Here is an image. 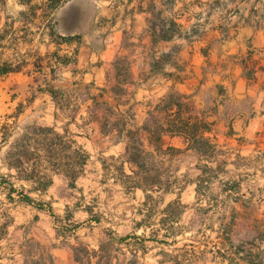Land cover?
<instances>
[{"label":"crops","instance_id":"crops-1","mask_svg":"<svg viewBox=\"0 0 264 264\" xmlns=\"http://www.w3.org/2000/svg\"><path fill=\"white\" fill-rule=\"evenodd\" d=\"M55 1L59 3L57 8H53ZM1 34L6 36L0 38V69L8 67L10 72L0 75V99L8 100L3 92L13 83L16 87L10 90V100L17 103L23 125L60 126L57 117L61 108L51 91L84 84L99 87V91L106 89L115 62L124 59L129 62L137 98L152 97L161 102L177 93L193 100L198 109L207 107L209 98L216 100L220 112L231 107L228 126L224 122L216 125L231 130L235 142H239L236 157L264 162V154L258 157L260 153L254 150L262 146L255 135L264 132V0H1ZM248 65L255 67L252 77L248 76ZM32 82L38 90L32 88ZM69 125L83 140V150L91 152L86 151L90 156L75 187L62 173L54 174L52 184L41 189L37 182L19 178L18 170L8 165L3 168L16 181L9 183L10 191H15L9 194V200L21 221L13 222L9 233L0 239V264H27L24 242L32 234L31 230L26 233V225L33 217L38 219L35 230L38 237H43L53 264H80L74 256L75 247L92 246L90 232L96 222L90 217V208L78 207L69 215V224H76L80 215L83 223L64 235L58 233L54 223L71 206L61 190L76 188L77 182L86 177L85 167L97 161L96 143L81 136L82 128ZM168 134L164 137L170 141L184 139L183 146L189 144L182 134ZM115 145H122L119 160L123 163L126 143ZM199 156L200 164H205L197 165L195 179L178 192L156 193L170 197L168 209L187 197L196 207L219 215V223L209 234L207 220L202 222V217L207 218L204 212L193 231L176 235L171 233V225L181 224V220L168 222L167 233L151 242L158 250L167 244L163 255L168 253L173 261H160V256L155 257L156 249H152V264H264V169H246L234 178L218 165L219 158L206 161ZM101 160L104 164L108 158ZM214 161L217 165L213 169L209 164ZM127 165L133 173L127 162L124 173ZM103 170L107 175L105 166ZM187 175L186 171L182 177ZM220 175L236 188L218 191L210 198L200 185L212 184L213 179L220 180ZM114 184L120 185L123 196L135 191L143 198L149 193L142 188L127 190L116 178ZM21 193L43 208L25 202ZM228 209L230 215H222Z\"/></svg>","mask_w":264,"mask_h":264},{"label":"rangeland","instance_id":"rangeland-1","mask_svg":"<svg viewBox=\"0 0 264 264\" xmlns=\"http://www.w3.org/2000/svg\"><path fill=\"white\" fill-rule=\"evenodd\" d=\"M35 5L39 8L38 3ZM3 36L6 35L1 34L0 38ZM130 45L131 43L127 42V46ZM10 68L13 69L14 67ZM246 69L248 76L252 77L255 67L248 65ZM33 83L36 82L31 83L32 88L38 90V86ZM12 85L13 83L9 89L7 86V92H3L8 100L2 99L1 101L0 99V182L7 183L1 185L2 188H0V239L5 238L9 233V226L13 222L21 221L18 211H15V206L11 205L9 200V194L11 193L9 183H16V181L12 179L11 174L3 169L10 161L7 159V154L10 151L20 150L11 149V144L24 133H28L32 138L31 147L28 151L31 154V167L29 169L32 168L39 177L43 173H47L52 177L53 168L49 161L60 159L66 155V153L50 154L47 152L44 141L46 135L41 129L49 127L37 123L21 124L17 103L10 100V97H12L10 90H15L16 87ZM105 86H107L106 89L109 94H106L108 96L103 99L108 101L112 108L93 106V102L90 100L91 96L96 95L99 97L101 93L99 87L94 85L84 84L76 88L73 87L69 89L71 90L70 93L60 99L59 107L62 111H59L57 117L60 126L55 127V131L64 134V128L68 126L67 129L70 135L65 141L70 139L76 141L75 148H77L83 145V140L78 138L79 135L74 132L73 126L69 124L82 128L83 135L81 136L83 138L89 137L97 145L94 147L97 161L90 166L88 165L89 167H85L84 176L86 177L77 182L76 188L69 187L61 190V195L71 201V206L65 211L63 218L54 220L55 228L61 235L74 230L75 227L82 225L83 218L80 215L76 224H69V215L76 213L81 207L90 208L92 212L90 217L99 219L100 222H96L94 229L90 232L92 246L86 248V246L78 245L75 247L79 251L75 252L74 250V256L80 264H152V249H156L157 255L155 257L160 256V261H173L168 253L163 255L165 253L164 247L167 244L163 245L162 250H158L159 247L151 242L158 236L160 238V235L167 233L168 222L181 220V224L171 225L172 234L188 233L198 226L199 215L207 212V216H205L207 218L202 217V222L203 219L207 220L208 233L212 234L215 225L219 223L217 221L219 215L214 211H204L205 207L203 206L196 207L195 203L187 197L183 200L180 199L179 202L168 209L166 205L170 201V197H163L162 194L154 191L143 194V198L141 192L136 195L135 191L123 196L119 190L120 185L114 184L115 178L119 181L122 179L118 168L122 163V159L119 160V157L123 153V148L122 145H115V142L120 138L118 131L123 127V124H127V128L121 139L129 142L128 131L138 129L140 139L147 151H154L150 146V142L156 144L157 140L161 139L164 147L161 151H155L156 157L154 159L150 158L151 160L146 157L142 162L145 167L142 169L134 167V170L144 172L147 169L154 168V174L155 171L160 174L166 172L167 169L175 170L177 183H173L172 189H175L176 192L181 186L189 184L191 180L197 177L199 173L197 165L205 164H200L199 155L203 156L206 161L219 158L218 165L222 166L228 176L234 178L240 173H245L246 169H251L250 171L264 169V162L259 158L245 159L244 157L235 156L239 142H235L237 139H234L231 130L219 129L216 125L217 122H224L225 126H228L232 117V108L227 107L223 112L218 111L215 99L209 98L207 107L198 109L195 107L193 100L186 99V97H182L177 93H171L161 102L159 99L152 97L137 98L135 96L136 83L131 78L129 62L124 59L115 62V69ZM115 94L121 100V105L118 104V99L114 98ZM109 95H112V97ZM13 96L16 97V93ZM211 101H213V104H211ZM73 119H75V122ZM193 126L196 128L195 132L191 130ZM167 130L181 131L185 141L187 140L189 144L184 147V139L183 141H170L163 135ZM48 137L53 139L54 135ZM215 139L220 143H216ZM255 139L262 146H260V150H254L260 153L258 157H262L264 154V132L255 135ZM108 147H110L109 150H104ZM169 147H174L175 150L167 151ZM102 149L104 153H101ZM85 151L89 150L86 149ZM101 157L108 158L107 162L103 164ZM214 162L209 164L213 169L217 165ZM188 164H191V166L187 170ZM103 166L106 167L107 175L104 174ZM26 167L27 165L22 171H19L18 176L30 173V170L25 171ZM186 171L187 177H182V174ZM125 173L127 175L132 174L128 165ZM209 173L212 174L213 171ZM220 176H222L220 180L213 179L212 184L208 182L200 185L203 193L209 192L210 198L218 191L229 190V188L234 190L233 188H236L234 183H228L229 179L223 180L225 176ZM17 187L19 188V186ZM25 189L29 193V188ZM147 195L152 196L153 200H147ZM203 195L204 197L208 196ZM142 199L143 201H141ZM230 213L231 211L228 209L222 215L229 216ZM37 222L38 219L33 217L31 223L26 225V233L29 234L28 231L31 230L32 235L24 242L25 260L27 264H53L47 246L43 244V237H38L35 230ZM33 232L36 233V236L33 235ZM178 247L177 249L183 250L182 247ZM87 250L90 253L93 252V254L87 253ZM173 250L176 249L173 248ZM170 255L173 256L174 254Z\"/></svg>","mask_w":264,"mask_h":264},{"label":"trees","instance_id":"trees-1","mask_svg":"<svg viewBox=\"0 0 264 264\" xmlns=\"http://www.w3.org/2000/svg\"><path fill=\"white\" fill-rule=\"evenodd\" d=\"M59 6V3L55 1L53 3V8H57ZM10 72V69L8 67H2L0 69V75L1 74H6ZM71 90H52L51 94L53 96V99L57 104L60 106V99L64 98V96L67 93H70ZM100 95L99 97L96 95H92L90 100L93 102V106L98 107V106H105L108 108H112L111 104L108 101H105L103 98L105 97L106 94H109V91L106 89H101L100 90ZM112 97V96H111ZM100 98V99H99ZM115 99H118V104H120L121 100L117 97V94L114 96ZM121 105V104H120ZM74 121V119H73ZM187 127V126H186ZM126 128L127 124H123V127L119 129V140L116 142H125L124 139H121L124 134L126 133ZM190 129V128H188ZM44 134L46 135L44 141H45V148L47 152L50 154L52 153H66L65 156L61 157L60 159H53L54 161H49L51 162L52 170H53V175L54 174H65L69 179H71L72 183L71 186L75 187L74 182L77 180V178L80 175L81 168L86 164L89 154L83 150L82 146H79L75 148L76 146V141L74 140H69L65 141L66 138H68L69 131L65 129L64 134H59L55 131L54 128H43L41 129ZM193 132L196 131V128L193 126L191 128ZM168 133L171 134H181V131L178 130H167L163 135H166ZM54 135L53 139H49L48 136ZM127 136L130 138L129 142H125V152L122 155V158L124 159L121 167L119 168L120 171V176H121V184L125 185L127 190L135 189V188H142L145 192L148 191H154V192H168L172 190V185L173 183H177L176 179V171L175 170H170L167 169L166 172L163 173H157L155 171L154 174V168L147 169L146 171L138 172L136 170H133V173L131 175H127L124 173V163L127 162L132 165L134 168H143L145 167L142 162H144L145 158L148 157V159H154L155 156V151H161L162 148L164 147L163 143L160 140H157L156 144H153L150 142V146L154 149V151H147L140 139V133L139 130H129L127 133ZM6 141V139H4ZM31 141L32 138L28 135V133H24L19 139H17L15 142L11 144V149H20L19 151L12 152L10 151L7 154V159L8 161V166L10 168H14L18 171H22V169L27 165L25 168V171L28 172L27 170H30L29 168L31 167V159L29 154V148L31 147ZM175 149L173 147H169L167 151H174ZM72 154H69V153ZM51 159V158H50ZM150 159V160H151ZM36 162V161H35ZM23 171V172H25ZM21 179L27 180V181H33L37 182L39 184V187L41 189H46L52 184V177L49 176L47 173H43L41 177H39L35 172L30 170V173H24L21 176H18ZM172 178L174 179L172 181ZM119 181V180H118ZM3 184H7L6 182H0V186ZM13 192V188L11 189V193ZM22 195V198L25 202L29 204H36L39 208H43V205L40 203H35L33 199L27 195ZM147 200L152 201V196L147 195L146 196ZM95 222L99 223V219H93ZM88 248V247H86ZM78 249H75V252H78ZM86 251V250H85ZM87 253H90L89 250H87ZM91 255L93 254L90 253ZM78 261V259H76Z\"/></svg>","mask_w":264,"mask_h":264},{"label":"built area","instance_id":"built-area-1","mask_svg":"<svg viewBox=\"0 0 264 264\" xmlns=\"http://www.w3.org/2000/svg\"><path fill=\"white\" fill-rule=\"evenodd\" d=\"M59 63H61V60H58Z\"/></svg>","mask_w":264,"mask_h":264}]
</instances>
